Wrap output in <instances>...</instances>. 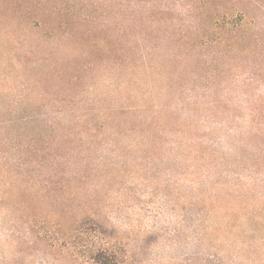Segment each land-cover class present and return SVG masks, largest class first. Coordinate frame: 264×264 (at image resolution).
Masks as SVG:
<instances>
[{"label": "rangeland", "instance_id": "374dc122", "mask_svg": "<svg viewBox=\"0 0 264 264\" xmlns=\"http://www.w3.org/2000/svg\"><path fill=\"white\" fill-rule=\"evenodd\" d=\"M233 1L240 6L250 1L264 8V0H231L227 5ZM168 3L174 4V16L185 9L179 0ZM263 14L254 20L264 23ZM33 21L40 26L33 28ZM94 21H103L94 16V0H0L4 32L0 63L7 64V77L22 71L37 75L36 79L45 81L48 95L45 105L37 107L35 91L24 90L25 82L11 78L5 85L0 83V164L30 167L33 156H26L29 151L25 145L31 141L39 149L47 140L58 138L56 148L42 151L36 159L60 155L53 165L61 175L60 182L49 186L34 185L39 181L28 178L9 185L16 188L0 201V264H94L92 253L101 238L102 247L117 257L116 264L259 263L256 241L246 235L253 231L264 234V226L254 224V215L210 213L201 201L192 202L203 190L198 185L186 187L178 199L173 166L166 162L169 157L165 156L162 164L147 163L146 152L98 144L94 137V97L109 95L119 84L114 70L111 78L94 86L102 77L98 71L130 67L128 62L135 55L149 50L144 40L136 52L137 44H132L135 36L129 40L128 34H119L112 27L94 30ZM170 23L168 16L161 21L164 26ZM35 32L44 37L48 34L53 40L36 39ZM256 59L258 69L262 65L264 70V54ZM117 60L121 61L115 65ZM219 64L208 68L216 69ZM243 73L247 80V72ZM135 75L130 84H135L138 93L129 91L130 97L126 93L123 96L127 102L142 103V96L153 84L143 79L144 73ZM252 83L247 88L253 91L259 85L258 96L264 95V71ZM51 102L65 104L56 113ZM165 170L169 173L164 174ZM245 182L252 191L262 190L260 183ZM79 225L83 230L75 235ZM70 235L73 239L67 244Z\"/></svg>", "mask_w": 264, "mask_h": 264}, {"label": "trees", "instance_id": "16d2710c", "mask_svg": "<svg viewBox=\"0 0 264 264\" xmlns=\"http://www.w3.org/2000/svg\"><path fill=\"white\" fill-rule=\"evenodd\" d=\"M136 1L94 0V16L103 20L94 21V30L112 27L119 34H128L129 40L135 36L132 44H137L136 52L144 40L149 50L147 54L142 50L135 55L128 62L130 67L120 70L111 66L109 71H98L102 77L94 86L111 78L114 70L119 84L109 95L94 97V137L104 148L115 144L122 151L146 152L147 163L162 164L165 156L169 157L166 162L173 166L178 199L186 187L198 185L203 190L196 193L193 203L201 201L203 209L210 213L248 212L254 215V224L264 226V95L258 96L259 85L253 91L247 88L264 71L262 65L258 69L256 64V57L264 54V23L254 20L257 14L262 17L264 8L250 1L245 6L233 1L229 6L231 0H179L185 9L180 16H174V4L169 0H153L158 5L145 0L134 4ZM165 16L171 23L164 26L161 21ZM32 25L37 28L40 23L33 21ZM2 33L0 24V37ZM35 33L36 39L53 40L48 34L45 38L44 34ZM212 63L220 64L216 69L208 68ZM139 67L141 71L137 70ZM6 68L7 64L0 63V83L11 78L25 82L24 90L35 91L34 105L43 107L48 97L45 81L26 71L7 77ZM135 72L144 73L143 79L153 84L142 96V103L127 102L123 96L136 92L135 84H130L136 78ZM243 72H247V80ZM61 104L65 103L51 102V110L59 113ZM61 125L58 123L57 129ZM32 139L38 143L37 138ZM59 141L47 140L39 149L37 144L28 142L26 156H33L30 167L0 164V201L6 193L15 191L16 186L9 185L17 179L28 178L30 182L39 181L34 185L48 186L61 181L60 172L53 165L60 155L36 159L42 151L56 148ZM186 177L190 179L184 182ZM245 180L260 183L262 190L252 191ZM82 230L79 225L74 234ZM246 235L256 241L254 246L260 254L257 264H264V234L253 231ZM72 239L70 235L66 243ZM98 242L92 253L94 264H116L115 254L102 247V238Z\"/></svg>", "mask_w": 264, "mask_h": 264}]
</instances>
